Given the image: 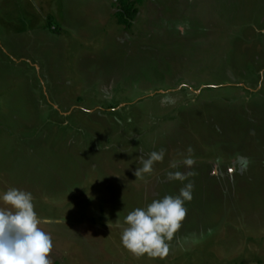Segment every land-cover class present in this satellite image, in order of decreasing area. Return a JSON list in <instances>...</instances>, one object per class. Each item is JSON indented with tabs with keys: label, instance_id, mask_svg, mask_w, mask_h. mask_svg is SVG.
Masks as SVG:
<instances>
[{
	"label": "rangeland",
	"instance_id": "rangeland-1",
	"mask_svg": "<svg viewBox=\"0 0 264 264\" xmlns=\"http://www.w3.org/2000/svg\"><path fill=\"white\" fill-rule=\"evenodd\" d=\"M136 8L0 0V191L32 193L53 264H264V0ZM189 182L169 255L129 252L126 215Z\"/></svg>",
	"mask_w": 264,
	"mask_h": 264
},
{
	"label": "clouds",
	"instance_id": "clouds-1",
	"mask_svg": "<svg viewBox=\"0 0 264 264\" xmlns=\"http://www.w3.org/2000/svg\"><path fill=\"white\" fill-rule=\"evenodd\" d=\"M164 155L163 149L149 153L147 159L140 160L142 167L135 175L142 178L152 173L153 165L163 161ZM184 163L191 167L195 161L188 158ZM189 175L192 173L170 172L168 179L183 182ZM193 189V183H186L178 195L155 199L129 212L121 225L122 245L136 257H167L170 242L187 215L185 203L193 199ZM41 223L31 192L15 187L0 191V264H53L49 258L54 247L52 237Z\"/></svg>",
	"mask_w": 264,
	"mask_h": 264
},
{
	"label": "trees",
	"instance_id": "trees-1",
	"mask_svg": "<svg viewBox=\"0 0 264 264\" xmlns=\"http://www.w3.org/2000/svg\"><path fill=\"white\" fill-rule=\"evenodd\" d=\"M141 0H121V3L127 7L126 13L121 14L119 17V22L121 24H126L127 26L132 25V20L135 18V16L138 14V9L136 8V5L140 3Z\"/></svg>",
	"mask_w": 264,
	"mask_h": 264
}]
</instances>
